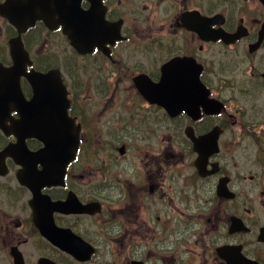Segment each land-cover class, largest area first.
Masks as SVG:
<instances>
[{"label":"flooded vegetation","instance_id":"1","mask_svg":"<svg viewBox=\"0 0 264 264\" xmlns=\"http://www.w3.org/2000/svg\"><path fill=\"white\" fill-rule=\"evenodd\" d=\"M68 1L32 0L30 11L34 2L46 8L30 28L2 27L8 40L19 36L26 70L48 83L57 67L54 55L35 50L39 37L70 49L76 33L83 55L70 51L88 80L74 87L67 66L58 67L65 97L48 89L37 99L41 113L23 122L18 98L8 114L0 107V264H264V0H79L75 13ZM189 75L216 112L195 85L190 101L206 112L152 100V90ZM27 82L18 77L26 100ZM68 118L78 128L71 162ZM57 229L87 242L90 258L53 245ZM108 241L117 248L110 261Z\"/></svg>","mask_w":264,"mask_h":264},{"label":"water","instance_id":"2","mask_svg":"<svg viewBox=\"0 0 264 264\" xmlns=\"http://www.w3.org/2000/svg\"><path fill=\"white\" fill-rule=\"evenodd\" d=\"M19 0H5L4 3L0 4V16L4 17L6 21L16 29V32L18 35L23 33L28 27L33 25V18L34 17H40L44 14V8H46L45 5H43L42 8L38 7L37 3L34 2V6L32 4V9L30 11L28 0H21L20 4H16ZM55 7L61 6L62 0H53ZM70 4V12L75 13V10L78 9L79 0H69ZM39 9V10H35ZM34 9V10H33ZM204 19L197 21L192 28L193 31L199 34V28L200 24L203 23ZM20 22V23H18ZM68 27H76L77 22L75 20H69L67 22ZM76 33H73V38L70 41V45L72 48L77 52L81 53L79 49V42ZM16 36L7 44L8 47V56L11 61V65L8 67H4L2 64H0V107L3 108L5 111V114H8L10 110H15V101L18 98V103L16 104L17 109L19 108L20 111H23V120H28L30 117V109L33 107V110H36L37 112H40V108L37 102V99L39 97H43L48 95V89L55 88L59 89L61 91V96H66V91L63 89V86L61 85V82L59 79L54 80L52 83H48L46 80V76L44 74H35L34 72H28L25 73V65L29 64L28 62V55L27 52L23 49L22 43L20 42L19 36ZM76 44H78L76 46ZM81 45L85 44V40L80 43ZM96 48H100L97 47ZM88 50H90L88 48ZM57 76L56 71H52ZM23 76L27 78L28 84L31 87L32 90V96L29 98V100H25L23 97L18 83V77ZM58 77V76H57ZM192 78L190 75L187 76L186 79H177L173 82L167 84L166 86L157 88L154 91V99L158 101L159 103H162L165 105L167 95L170 94L172 89H178L182 86L195 85L197 90V95L203 99L204 101H210L205 95H204V87L197 83L192 82ZM141 76H137L133 79V82L136 86H139V93H142V87L140 86ZM177 82V83H176ZM184 82V83H183ZM186 82V83H185ZM175 84L176 87H169L168 85ZM179 86V87H178ZM192 96L190 89H179L176 91L175 97L180 101V97L182 96ZM165 101V102H164ZM184 101V100H182ZM212 102L213 105V111L216 112L217 104L214 101ZM168 109L169 106L165 105ZM199 105H196L195 107V113H197V108ZM216 106V107H215ZM178 110H181L184 108V105H177L176 106ZM203 108V107H202ZM173 109V108H172ZM204 109V108H203ZM187 110V109H185ZM205 110V109H204ZM170 116V115H169ZM0 124H3L0 120ZM30 124L32 126V129H38L37 124H39V119L30 120ZM69 132H74V137L68 138V149L66 150V155H69L70 157H73L75 150L71 148V144L77 145V139H76V132L77 127L74 125L72 121H69ZM44 130V129H43ZM185 135L190 139L189 132L186 130ZM42 136L44 137L45 134L42 133ZM27 152V151H26ZM28 153V152H27ZM197 153V152H196ZM32 155H27V158L30 162H35L38 160V157L43 156L44 152L39 150L35 153H30ZM199 159V155L197 153V158ZM68 161V160H67ZM43 169L46 168V165H42ZM62 169V167H60ZM85 208V206L77 205V210L75 212H82V210ZM98 209V208H97ZM59 210V209H58ZM67 211V210H66ZM49 224V223H47ZM45 224L43 227V230H48V225ZM43 231L41 232L44 237H48L47 233ZM52 239L50 242L58 247L61 251L65 252L69 256L73 257L76 260L85 259L88 260L93 253V248L87 243L81 240L80 238L76 237L74 234H72L69 231H64L57 229L56 232L52 234ZM46 261V263H45ZM38 264H54L52 262H49L45 259H39Z\"/></svg>","mask_w":264,"mask_h":264},{"label":"rangeland","instance_id":"3","mask_svg":"<svg viewBox=\"0 0 264 264\" xmlns=\"http://www.w3.org/2000/svg\"><path fill=\"white\" fill-rule=\"evenodd\" d=\"M3 24H4V22L0 19V45H1V42L3 41L2 39H5L4 42L6 44V42L8 41V38H9V37H4V31L2 29ZM40 37H45V36H40ZM40 37L38 39L40 45L35 48L36 51H40V48H41L43 51H47L49 56L50 55L56 56L57 59H58V62H57L58 67H60V65L62 64V62H61V58L62 57L66 58V64L69 67L74 66L76 64L75 57L73 56V54H71L69 52V50H68V48H67V46H66L65 43L53 42V41H51V40H49L47 38H45L44 40H42V38H40ZM0 58H4V60L6 62H8V57L5 54V47H3V46L1 47V50H0ZM55 61H56V59H55ZM63 66H66V65H62L61 68ZM85 66H86V63L83 64V67H85ZM81 80L82 81L88 80L87 79V76L84 75ZM123 162H124V159L120 160L118 162V167L122 168L123 167ZM120 171H121V174L119 175V177H124V170L121 169ZM8 207H9V203L7 201H5L4 202V208H8ZM18 207L21 208V206H18ZM2 232H4V230ZM116 251H117L116 246L114 244H112L111 242L108 241V244H107V246L105 248L104 258L107 261H110L111 259L114 258ZM92 259H94V260H91V261H89L86 264H96V261H97L98 257H93Z\"/></svg>","mask_w":264,"mask_h":264},{"label":"bare ground","instance_id":"4","mask_svg":"<svg viewBox=\"0 0 264 264\" xmlns=\"http://www.w3.org/2000/svg\"><path fill=\"white\" fill-rule=\"evenodd\" d=\"M9 41H10V39L8 40V42H9ZM7 44H8V43H7ZM194 97H195V96H193V95H192V96H190V97H189V95H188V96H186V98L188 99V102H189V103H191V101H190V100H191V98H194ZM184 101H187V100H185V99H184ZM179 103H180V102H179ZM180 104H181V105H184V104H183V102H182V103H180ZM186 105H187V104H186ZM188 106H190V104H188ZM208 106L210 107V105H209V104H208ZM71 148H73V149L76 151V150H77V145H73V144H71Z\"/></svg>","mask_w":264,"mask_h":264}]
</instances>
